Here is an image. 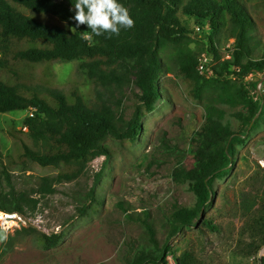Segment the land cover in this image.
Returning <instances> with one entry per match:
<instances>
[{"label": "trees", "instance_id": "obj_1", "mask_svg": "<svg viewBox=\"0 0 264 264\" xmlns=\"http://www.w3.org/2000/svg\"><path fill=\"white\" fill-rule=\"evenodd\" d=\"M75 0H0V113L29 110L22 127L11 123L8 134L15 142V152H0V210L24 212L36 200L26 191H17L9 171L27 162L41 167L64 168L65 179L76 177L81 167L94 157L109 155L106 139L133 143L143 127V118L154 110L160 97L158 80L164 70L161 51L167 44L174 46L178 75L185 82L188 94L201 100L203 120L192 134L188 152L193 161L179 164L172 171L176 182L187 183L194 196L192 206L174 204L163 216L169 229L168 237L183 228L201 222L214 194V182L227 176L235 167L237 146L244 143L247 129L253 128L264 116V105L254 101L248 86L242 83L250 72L264 70V50L254 59L249 45L251 21L238 0H119L128 9L134 26L121 29L119 35L95 36L87 25L75 28L70 17ZM180 15L205 25L217 34L224 27L234 39L220 58L213 37H209L206 53L216 56L215 76L207 78L197 70L198 56L188 47L186 27ZM81 30L90 34L86 37ZM80 60L78 69L94 84H121L133 77L140 95L132 115L124 120L99 97L85 93L76 86L68 90L53 88L51 65L54 62ZM40 65V76L35 67ZM239 67L237 79L229 78L230 68ZM225 105L239 107L233 115L242 130H234L224 122ZM5 163V164H4ZM4 164V165H3ZM258 168L251 182L239 190L238 209L243 221L241 236L248 238V252L264 245V173ZM55 177H43L40 191L50 193ZM92 204L91 197L82 206ZM142 223L150 234L148 245H141L127 264L160 263L172 253L168 240L160 244L148 211L128 215ZM204 224L215 228L212 220ZM41 242L51 245L58 238L41 234ZM55 238V239H54ZM171 251V252H170ZM177 264H199L190 252L172 253ZM264 264V256L259 259Z\"/></svg>", "mask_w": 264, "mask_h": 264}, {"label": "rangeland", "instance_id": "obj_2", "mask_svg": "<svg viewBox=\"0 0 264 264\" xmlns=\"http://www.w3.org/2000/svg\"><path fill=\"white\" fill-rule=\"evenodd\" d=\"M238 1L251 21L248 33L249 45L254 49L252 57L260 58L264 50V0ZM178 15L186 27L188 47L192 51L205 52L209 37H213L220 58L228 54L226 51L234 39L228 37L224 27L214 34L195 19L180 15V11ZM81 34L90 37L83 30ZM174 51L172 44L161 51L165 66L158 80L160 97L154 110L143 118L142 130L133 143L106 139L111 153L94 157L72 179L61 176L62 167H41L30 162L8 170L15 189L30 193L36 203L18 212L26 225L5 232L0 241V264H127L138 247L149 243L150 234L145 226L128 217L142 211L149 212L156 239L160 244L168 240L172 253L190 252L199 264H260L258 251L248 252L251 243L241 236L243 221L237 196L258 168L264 173V116L247 129L244 143L237 146L235 167L224 178L215 180L214 194L202 221L168 237L163 216L174 204L194 203L188 184L176 182L172 171L180 163L185 166L192 163L193 157L188 152L190 138L202 123L203 104L210 96L204 93L201 100H195L188 94L174 64ZM79 62L52 63L51 86L65 91L76 86L86 94L92 93L93 98L104 100L118 117L129 119L140 95L133 77L130 75L119 85L94 84L78 69ZM40 68V65L35 67L36 76H40ZM251 73L260 74L253 75L255 83L250 79L246 83L249 93L250 89L257 91L256 83L264 82V70ZM224 108V122L234 130H242L241 122L233 115L240 108L228 105ZM30 114L29 110L0 113L3 155L15 152V142L7 127L11 123L22 127L24 117ZM43 177H55L50 193L39 190ZM90 197L92 204L84 209L82 205ZM207 219L212 220L215 228L204 224ZM41 234L58 238L45 246Z\"/></svg>", "mask_w": 264, "mask_h": 264}, {"label": "clouds", "instance_id": "obj_3", "mask_svg": "<svg viewBox=\"0 0 264 264\" xmlns=\"http://www.w3.org/2000/svg\"><path fill=\"white\" fill-rule=\"evenodd\" d=\"M70 10L74 12L70 17L75 21L74 29L87 25L95 36L119 35L122 28L130 29L134 26L128 10L119 0H75Z\"/></svg>", "mask_w": 264, "mask_h": 264}, {"label": "built area", "instance_id": "obj_4", "mask_svg": "<svg viewBox=\"0 0 264 264\" xmlns=\"http://www.w3.org/2000/svg\"><path fill=\"white\" fill-rule=\"evenodd\" d=\"M229 55L226 54L223 58H228ZM216 61L214 60L213 56L209 53L203 52L198 56V64H197V70L200 74L204 75L207 78L215 76L214 71V65ZM230 71H232L229 76L231 79L235 80L237 79L236 73H239L240 68L236 67L230 68ZM259 75L260 73H248L244 76V79L242 80L243 84L248 83L249 79L253 81V75ZM255 83V82H254ZM257 87V91L253 92L250 89V95L253 97L254 101L259 102L261 105H264V82L260 81L255 84ZM248 86V85H247ZM21 225H26L25 219L22 218V216L18 212H7V211H1L0 210V228L3 229L5 232L14 230L16 228H19ZM258 259L264 256V245L261 246L257 252ZM146 264H177L175 257L172 253H167L164 261L160 263L155 262H147Z\"/></svg>", "mask_w": 264, "mask_h": 264}, {"label": "water", "instance_id": "obj_5", "mask_svg": "<svg viewBox=\"0 0 264 264\" xmlns=\"http://www.w3.org/2000/svg\"><path fill=\"white\" fill-rule=\"evenodd\" d=\"M5 234V231L0 228V241H3Z\"/></svg>", "mask_w": 264, "mask_h": 264}]
</instances>
